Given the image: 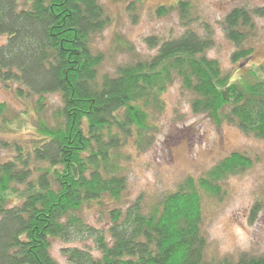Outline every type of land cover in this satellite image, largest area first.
<instances>
[{
	"label": "trees",
	"instance_id": "16d2710c",
	"mask_svg": "<svg viewBox=\"0 0 264 264\" xmlns=\"http://www.w3.org/2000/svg\"><path fill=\"white\" fill-rule=\"evenodd\" d=\"M192 8L178 0L156 9H176L184 31L147 37L150 56L115 36L129 59L103 72L93 39L111 18L99 0H0V81L15 83L26 101L18 112L0 101V132L32 117L27 136L0 140L11 152L0 161V264H58L54 239L83 240L62 248L70 264H264V254L215 257L203 231L207 200L220 199L224 181L252 166L245 152L232 151L152 202L143 194L127 202V148L152 144L174 81L191 94L194 113L264 140V63L239 66L234 78L207 56L211 31L192 28ZM254 17L264 18V8L233 7L222 20L233 64L254 52ZM50 95L58 102L48 115Z\"/></svg>",
	"mask_w": 264,
	"mask_h": 264
},
{
	"label": "rangeland",
	"instance_id": "374dc122",
	"mask_svg": "<svg viewBox=\"0 0 264 264\" xmlns=\"http://www.w3.org/2000/svg\"><path fill=\"white\" fill-rule=\"evenodd\" d=\"M178 0H99L104 6L110 23L93 39L94 47L104 54L103 72L129 59L128 52L115 44L120 36L134 47L141 56L156 52L146 38L156 36L159 41L176 37L184 31L176 9L165 15L156 13L160 5L170 6ZM196 21L194 30L204 33L209 26L214 45L206 51L208 57L217 58L222 66L231 71L233 77L240 72L239 66L264 63V18L254 17L257 33L251 40L252 56L241 63L233 64L230 55L232 43L226 38L222 20L233 8L243 6L249 10L264 8V0H188ZM0 35V45L5 42ZM124 41V42H125ZM239 69V70H238ZM11 87L0 81V101L13 112H18L26 103L18 98ZM165 107L157 118V130L152 144L137 152L127 148L130 159L126 163L127 202L139 194L147 202L173 190L186 176L197 177L232 151L248 154L252 166L245 172L227 178L223 183L224 193L220 199H208L204 206L203 231L209 251L215 257L237 258L242 253L264 254V140L242 133L236 126L223 123L215 125L203 113H194L190 106L191 94L184 91L179 81H174L163 94ZM58 102V96L48 98L47 114ZM32 117L12 124L8 132H0V140H14L27 136ZM27 125V127H24ZM0 146V161L10 155ZM126 202V200H125ZM256 209L254 211V206ZM254 211V212H253ZM95 221L94 218H92ZM86 239H84L85 241ZM89 241V240H88ZM83 240L65 242L54 239L51 253L58 264H70L62 253L66 246H82ZM90 243V241L88 242Z\"/></svg>",
	"mask_w": 264,
	"mask_h": 264
}]
</instances>
